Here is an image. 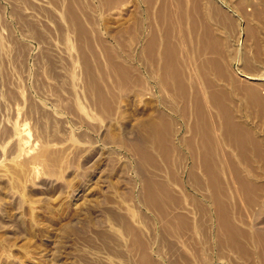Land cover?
I'll use <instances>...</instances> for the list:
<instances>
[{
	"label": "rangeland",
	"instance_id": "obj_1",
	"mask_svg": "<svg viewBox=\"0 0 264 264\" xmlns=\"http://www.w3.org/2000/svg\"><path fill=\"white\" fill-rule=\"evenodd\" d=\"M0 264H264V0H0Z\"/></svg>",
	"mask_w": 264,
	"mask_h": 264
},
{
	"label": "bare ground",
	"instance_id": "obj_2",
	"mask_svg": "<svg viewBox=\"0 0 264 264\" xmlns=\"http://www.w3.org/2000/svg\"><path fill=\"white\" fill-rule=\"evenodd\" d=\"M181 1H182V0H181ZM194 1H195V0H194ZM191 2H192V1H191ZM146 3H147V2H146ZM148 3H150V2H148ZM148 3H147V4H148ZM201 4L203 5V3H201ZM183 5H184V4H183ZM195 6H196V5H195ZM200 7H201V6H200ZM195 8H196V7H195ZM147 9H148V8H147ZM184 10H185V9H184ZM187 10H188V9H187ZM201 11H202V10H201ZM181 12H182V11H181ZM199 12H200V11H199ZM197 14H198V13H197ZM181 15H182V14H181ZM185 15H186V14H185ZM170 16H171V14H170ZM182 16H183V15H182ZM167 17H168V16H167ZM192 24H193V23H192ZM194 32H195V30H194ZM153 41H154V40H153ZM155 41H156V40H155ZM169 59H170V58H169ZM168 62H169V61H168ZM165 64H166V63H165ZM167 67H168V66H167ZM171 74H172V73H171ZM159 82H160V81H159ZM161 83H162V82H161ZM165 85H166V84H165ZM183 92H184V91H183ZM182 94H183V93H182ZM182 94H181V95H182ZM182 96H183V95H182ZM184 104H185V103H184ZM187 115H188V114H187ZM189 115H190V114H189ZM189 115H188V116H189ZM204 115H205V114H204ZM228 115H229V114H228ZM228 115H226V116H228ZM182 116H183V115H182ZM226 118H227V117H226ZM186 119H187V118H186ZM205 119H206V118H205ZM200 120H201V119H200ZM186 121H187V120H186ZM206 121H207V120H206ZM210 121H211V120H210ZM212 121H214V120H212ZM224 121H225V119H224ZM184 122H185V121H184ZM198 122H199V121H198ZM202 122H203V121H202ZM200 123H201V121H200ZM200 123H199V124H200ZM209 123H210V122H209ZM209 123H208V124H209ZM220 123H221V122H220ZM224 123H225V122H224ZM185 124H186V123H185ZM204 124H205V123H204ZM218 124H219V123H218ZM196 125H197V124H196ZM211 126H212V125H211ZM203 127H204V126H203ZM203 127H202V128H203ZM219 127H220V126H219ZM213 128H214V127H213ZM231 128H232V127H231ZM231 128H230V130L227 128V129L229 130V133H228V134H230ZM194 129H195V127H194ZM204 129H205V128H204ZM217 129H218V128H217ZM223 130H224V129H223ZM203 131H204V130H203ZM225 131H226V130H225ZM232 131H233V130H232ZM208 132H209V131H208ZM208 132H206V133H208ZM234 132H235V131H234ZM234 132H233V133H234ZM222 135H223V134H222ZM231 135H232V132H231ZM234 135L237 136L235 133H234ZM204 136H205V135H204ZM218 136H219V135H218ZM235 136H232V137H235ZM209 137H211V136H209ZM219 137H220V136H219ZM205 138H206V137H205ZM225 138H226V137H225ZM190 139H191V138H190ZM211 139H212V138H211ZM218 139H219V138H218ZM223 139H224V138H223ZM228 139H229V138H228ZM230 139H232V138H230ZM233 139H234V138H233ZM235 139H236V137H235ZM206 140H207V139H206ZM209 140H210V139H209ZM234 142H235V141H234ZM237 142H238V140H237ZM230 143H231V142H230ZM195 144H196V143H195ZM235 146H236V145H235ZM231 153H232V151H231ZM227 154H228V153H227ZM194 155H195V154H194ZM225 155H226V154H225ZM206 156H207V154H206ZM208 156H209V155H208ZM208 156H207V157H208ZM231 156H232V154H231ZM234 156H235V155H234ZM208 158H209V157H208ZM206 159H207V158H206ZM209 159H211V158H209ZM194 161H195V160H194ZM196 162H197V161H196ZM208 163H209V162H208ZM191 165H192V164H191ZM199 180H200V179H199ZM200 186H201V185H200ZM206 187H207V186H206ZM205 190H206V189H205ZM198 191H199V190H198ZM206 195H207V194H206ZM214 195H215V194H214ZM208 196H209V195H208ZM211 196H212V195H211ZM205 198H206V197H205ZM215 198H216V197H215ZM202 205H203V204H202ZM224 205H225V204H224ZM206 206H207V205H206ZM221 206H222V205H221ZM217 207H218V206H216V208H217ZM224 207H225V206H224ZM217 209H218V208H217ZM217 209H216V210H217ZM222 209H223V208H222ZM227 209H228V208H227ZM206 210H207V209H206ZM225 210H226V209H225Z\"/></svg>",
	"mask_w": 264,
	"mask_h": 264
}]
</instances>
